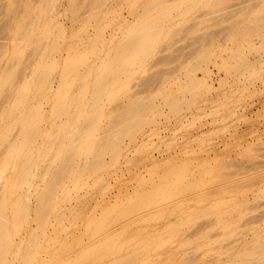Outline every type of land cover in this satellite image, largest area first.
<instances>
[{
	"label": "rangeland",
	"instance_id": "1",
	"mask_svg": "<svg viewBox=\"0 0 264 264\" xmlns=\"http://www.w3.org/2000/svg\"><path fill=\"white\" fill-rule=\"evenodd\" d=\"M45 1L52 5L46 23L59 24L63 37L53 55L56 65L50 80L43 82L46 91L41 95L27 92L24 97L20 89L13 92V86L3 83L5 72L15 75L17 86L26 81L27 87L33 86L41 76L32 72L29 61L24 62L25 55L20 63L12 59L11 43L17 40L3 29L8 25L13 29ZM164 1L170 11L159 27L153 52L111 85L112 99L104 103L96 135L105 133L111 116L122 122L138 102L148 108L141 128L134 135L124 134L115 157L100 153V167L76 187L68 185L69 197L49 214L44 234L33 247L34 241L28 240L31 228L36 227L32 209L55 169L49 156L43 160L39 156L59 124V118L49 114L54 98L62 99L63 91L59 95L56 90L63 60L70 55L72 61L81 59L77 64L83 59L85 66L78 68L77 78L70 77L76 82L69 80L73 88L66 92L65 102L73 111L81 85L88 80L89 88L94 78L91 74L80 81L81 69L108 60V52L110 56L120 52L117 45L126 42L127 34L144 20L157 16L159 8L145 16L146 7L155 0H105L99 10H89V0H0V134L15 122L9 136L18 138L20 129L14 120L36 103L42 115L38 136L42 140L36 141L32 149L37 150L29 156L32 176L16 193L26 199L29 221H21L17 235L13 234L11 210L16 205L6 209L15 242L5 264H264V41L243 28L245 23L230 24L244 17L263 24L264 0H199L195 6L194 0ZM51 26L49 32L41 28V33L47 31V43L55 38L56 28ZM85 39L96 42L100 54ZM81 41L83 47L77 50L74 45ZM23 51L28 54L30 49ZM243 62L250 68L239 70ZM15 93L26 100L10 117L8 108L18 97ZM2 144L0 167L6 153ZM24 149L19 157H27ZM6 163L5 170H0V192L4 184L19 181L12 159ZM54 193L60 195V188Z\"/></svg>",
	"mask_w": 264,
	"mask_h": 264
},
{
	"label": "bare ground",
	"instance_id": "2",
	"mask_svg": "<svg viewBox=\"0 0 264 264\" xmlns=\"http://www.w3.org/2000/svg\"><path fill=\"white\" fill-rule=\"evenodd\" d=\"M57 1H59V0H57ZM198 1L199 0H194L193 6L197 5ZM104 4H105V0H89V8H90L89 10H91V9L99 10L102 7H104L103 6ZM163 4H165L164 0H155L153 5L146 7V9L144 11L145 16H148L151 12H153L156 7L159 8V13L157 14V16H154L152 18H147L137 28L130 31L127 34V37H128L127 41L124 43H119L117 45L116 50L118 49L120 52H118V53L114 52L111 54V56L108 52L107 55L110 56V57L109 56L107 57L108 60L101 59L99 64L95 65V67H93V66L88 67L87 66L85 71H84V69H81V70H83L84 73L83 72H82V74L80 73L81 77L78 76L79 79L81 78L80 81H84L87 78V76L89 78V76L91 74L94 76V78H93L92 82H90L89 88L87 87V85H86L87 83L85 82V81L88 82V80H85L84 83L82 82L84 85H81L82 86L81 91L78 88L80 91V96L76 100V102L78 103V105H77L78 107H76V109L73 111L69 110L71 104L69 105V103L67 104L65 102V99L68 97V96H66L67 95L66 92L70 91L71 87L73 88V85H72L73 81H69L72 79V78L70 79V77L74 76L77 78V76H75V75L79 74L78 68L79 67L82 68L81 66H84V64H82L83 59L81 61V64H79L80 63L79 61L81 59L79 61H78V59H76L79 62L78 63L79 65H78L76 60L72 61L71 56L69 55L70 56V58H69L68 54H66L68 56V58L65 61L63 60V66L64 67H62L63 69L60 72L58 89L56 90V88L54 87L57 94H59L61 91H63L61 94L62 99L54 98V101H53L54 103L52 104L51 114L48 113L51 116L59 118V120L62 117H64V119L61 120V122L57 119L59 121V122L57 121V123H59V124H55L56 121L54 122V124L57 125V127H53V125H52V127L54 129L56 128L55 130L50 127L51 129L56 131L55 134L54 133L52 134L53 136L49 137V135H50L49 134L47 140H45L44 136H43V139L46 141L45 151H42L43 154H42V156L40 155L41 157L39 156V154H37L39 156V158H42V160L44 158H46L47 156H49L48 157L49 161L52 164L54 163L55 169L49 174L50 178H48V180L45 182L42 190L36 196V200L34 202V206L32 209V212H33L32 217H33V221L36 224V227H34V229H33V227L31 228V230L29 232L28 240L30 242L34 241V243L32 242L34 244V245L32 244L33 247L35 245H37V243L35 244V240H38L37 238H39V236L44 234V228L47 224L49 214H51L52 212H55L57 210V208H59V206L61 204H63L64 201L69 197L71 190L68 189V185H71V187L74 188L78 184H80L79 183L80 181H83L82 178L84 176H88L87 174H89L91 172H95L100 167V164H102L101 162H100V164L97 162L98 161L97 156L100 155V153H105V154L108 153L109 155L115 157L117 155V151L121 145V139L124 136V134L134 135V133L137 132L138 129L141 128V126H142L141 124L143 123V121L145 119L144 117L146 116V114L148 112V108L144 104H142L141 102H138L135 104V108L133 107V109L131 111H128L126 113L125 117L122 119V122H120L119 118L112 117L110 115L111 118L109 120L108 127L105 130V133L103 134V132H102V136L96 135L99 125L101 126L100 123H101L102 116L104 115L103 114V112L105 111L104 110V103H105V101L110 102L112 99V93L109 92V90L111 91V89H112V88L110 89L111 85L114 83V81H117L120 76H122L124 73H126L129 68H131L135 64H139V63L141 64L142 62H145V60L153 52L155 41H156V38L159 34V27L164 22L165 14L170 11L169 7L163 6ZM238 4H237V7H238ZM51 6L52 5H51L50 1H47V2L45 1V3H43L39 8H37L33 12H30L29 15L27 14L28 17L25 20L18 22V24H16L13 29L9 25L3 29V31L6 34L12 35V37H11L12 40H15V41L17 40L16 42L11 43L12 46L10 49H12V57H13V58L12 57L11 58L15 62L20 63L23 59V56L25 55L24 58L26 60H24V62L27 63L29 61V64H27V65L31 66L32 72L34 70L38 77L41 76V78L38 81L34 80V83L35 82L36 83L31 84L33 86L27 87L29 84L27 81L24 82V84L22 86H20L21 84L19 86H17V83L19 84V80L18 81L15 80V78L13 77L15 75L11 72L7 73V72H5V70L2 71V73L5 72V75H3V76H5V77H3V83L7 84L8 86H13V92L14 91L17 92L20 89L22 92H24V97H25V94H28L27 92H29V93L33 92L32 95L33 94H37V95L40 94L41 95V93L43 94V92L46 91L43 88V87H45V86H43L44 85L43 82L47 81L51 77L54 66L56 65L54 60H53V55H55V53L58 50V47L60 45L58 41L61 39V36H62V34H61L62 28L60 29L58 27L59 24L56 25L53 23H49L50 25L48 24L49 27H47L48 26L47 20L49 19V18H47V14L50 12ZM239 6H241V5H239ZM5 14H8V13L5 12ZM16 19L17 18H15V20ZM242 23H245L242 26L243 28H246L247 30L253 32L258 40L264 41V23L262 24L261 22L259 23L256 21L253 22L252 20L248 21L244 17V18H239V19L233 20L230 24H231V27H232V25H233V27H236L238 25H241ZM51 24H52V26H51ZM44 26L47 27L48 32H49L48 28H50V26L53 28H56V33L54 34L52 32L55 35V38L53 40L50 39L52 41L49 43H47L48 41L45 42L46 41L45 38L47 37V34H46L47 31L43 28L46 32L41 33V28ZM50 30H51V28H50ZM35 31H39V33L34 35ZM50 35L53 36L52 34H50ZM50 35H48V36H50ZM86 39L83 42H86L87 41ZM89 40H91V39L88 38V41ZM88 41L86 42V44L90 43ZM92 41L90 43L91 45L89 44L92 47L91 50L93 52L95 51L97 53L99 51V49L97 48V45L95 44L96 43L95 40H94L95 43H93ZM83 42L81 41V42H78L77 44L75 43V45L74 44L73 45L75 46V48L77 50H79L78 47H81V46L83 47V45H80ZM74 46L73 47L70 46V47L74 48ZM84 47H86V45ZM27 49H30V52L28 54H26V53L23 54L22 53V52H24L23 50L27 51ZM73 50L74 49H71L69 51H73ZM77 50L76 51L74 50L73 52H77ZM88 50H90V49H88ZM66 51H67V53H69L68 50H66ZM92 51H89V52H92ZM72 53L70 52V54H72ZM98 53L100 54V51ZM80 55H81V53H80ZM56 58H57V56H56ZM84 60H86L85 57H84ZM86 61H88V60H86ZM85 65H86V63H85ZM30 66H28V67H30ZM199 66L200 65L198 64L196 66H193V68H191V69L195 70V68H197ZM238 68H239V70H246V69L250 68V66H249V63L247 64L246 62H243L240 64V66ZM26 69L28 70V68H26ZM22 76H23V74H22ZM109 76H111L110 77L111 81L109 79ZM38 77H37V79H38ZM29 78L30 77H28V79ZM76 78H75V80H77ZM72 80H74V79H72ZM21 82H22V80H21ZM25 84H27V85H25ZM76 88H75V90H76ZM87 92L89 94L88 95L89 98L84 97ZM15 94H17V93H15ZM17 95H18V97H16V96L14 97L12 103L10 104V106L8 108V112H9V114H11L10 117L12 116V114H15V112L18 111L19 106L21 104H23L24 101L26 100L24 97L19 96L21 94L18 93ZM29 97H31V96H29ZM46 97H47V95H46ZM84 98H88V99L86 100ZM55 99L58 101L56 102ZM40 100H42V99H40ZM71 100H72V98H71ZM86 108L88 109L87 112L85 111ZM40 110H41L40 105L38 103H36V105H32V107L30 109H28V111L26 113L19 115L17 118H16V115H17L16 114L15 120H14V116H13V120L17 122L18 125L17 124L16 125H17V127L19 126V129H20L19 133L17 135V137L19 139L16 137H13L12 135L9 136L10 126L15 122L8 125V127L3 128L2 132L0 134V143L1 144L4 143L3 147L5 148L4 151L6 152L4 154L2 163L7 167L6 162L8 160L10 162V160L12 159L13 167H16V169L13 168L14 171L16 170V172H13V173L18 174V176H16V175H14V176L19 178V181H17V179H16L17 182H14V180H12L13 181L12 183L4 184L2 189H1V192H0V264H5L8 256H10L9 255L10 254L9 249H10V247L12 245V241H13L12 240L13 235H12L11 231H9V229H8L7 218H6V214H5L6 209L9 208L8 206L15 207V205H16L15 211L11 210L14 208L8 209V211L9 210L13 211L12 212L13 213L12 219L15 222L14 223L15 225L13 224V234L17 233L16 228H17V226L21 225V221L24 224L26 222L25 221L26 219L29 221V219L27 218L29 212H27L28 211L27 208L24 207V204L26 205V203H24V201L26 199L23 196V199H25L23 201L22 197L20 195H17L16 193H18L17 190L20 188V185L22 183L28 182L29 181L28 178L30 176H32V174H30L31 172H29V168H28L29 164L28 163L30 162L29 156L32 157L31 152H33L36 148V146H34V144H36V141H38L40 138V137H38L40 135L39 134L40 133V128H39L40 125L39 124L42 120V115H41ZM84 112H85V114L81 118L80 115ZM10 122H12V120ZM50 122H51V120H50ZM47 124H49V123H47ZM13 126L11 128H13ZM46 127H48V125ZM43 128H45V127H43ZM43 128L41 130H43ZM14 129H16V128H14ZM17 130H18V128L16 129V131ZM47 130H48V128H47ZM44 131L41 132L42 135H43ZM48 132H46V133H48ZM44 135L46 136V134H44ZM40 139L42 140V137ZM45 141H43V142H45ZM94 144L97 146V150H95V152H92V148H93ZM33 146L35 147L34 150L32 149ZM37 146H38V144H37ZM98 146L104 147V151H102V150L99 151ZM23 148H25L24 151L27 154V157L26 156L25 157H19L18 156L19 153L23 150ZM36 150H35V152H36ZM41 150H42V147H41ZM15 153H16V156L14 155V157H13V154H15ZM21 156H22V154H21ZM39 158H37V160ZM30 159L32 160V158H30ZM43 163H44V166H46L45 162H43ZM50 163L48 165H50ZM3 164L1 165V167H2V169L4 168V170H5V167H3ZM12 164H11V166H12ZM30 165H31V163H30ZM44 166H42V167H44ZM1 167H0V170H2ZM44 171L46 172L47 168ZM41 172H43V171H41ZM10 173H11V171H10ZM41 175L44 176L45 173H43V174L41 173ZM34 181H36V180H34ZM33 184H34V182H33ZM58 188H60V193H59L60 195H56L54 193V191H56ZM13 195H17V196H15V199L13 198L14 200L12 203H14V204L12 205V203H10L11 202L10 199ZM12 213L10 212V215ZM8 223H9V221H8ZM16 223H18V224H16ZM24 224H23V226H24ZM29 241L27 242V244L29 243ZM13 242H15V241H13ZM28 247L31 249L30 246H28ZM26 249H28V248H26ZM27 251L28 250H25L24 254H26ZM32 252L33 251H31L29 254H31ZM25 257H27V256H25ZM93 257H94V255H93ZM85 258H87V257H85ZM31 259H32V257H31ZM32 263L33 262H31V264ZM118 264H121V263L119 262ZM122 264H124V262Z\"/></svg>",
	"mask_w": 264,
	"mask_h": 264
}]
</instances>
